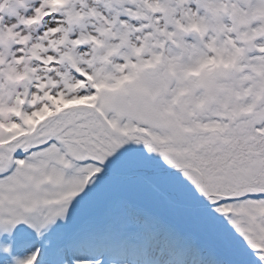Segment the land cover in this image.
Wrapping results in <instances>:
<instances>
[{
  "label": "snow or ice",
  "instance_id": "obj_1",
  "mask_svg": "<svg viewBox=\"0 0 264 264\" xmlns=\"http://www.w3.org/2000/svg\"><path fill=\"white\" fill-rule=\"evenodd\" d=\"M0 264H264V0H0Z\"/></svg>",
  "mask_w": 264,
  "mask_h": 264
}]
</instances>
